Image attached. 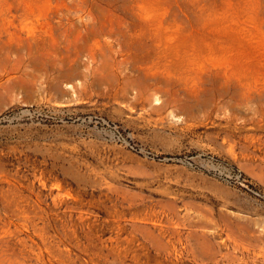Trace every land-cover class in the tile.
<instances>
[{"label":"rangeland","instance_id":"obj_1","mask_svg":"<svg viewBox=\"0 0 264 264\" xmlns=\"http://www.w3.org/2000/svg\"><path fill=\"white\" fill-rule=\"evenodd\" d=\"M0 264H264V0H0Z\"/></svg>","mask_w":264,"mask_h":264}]
</instances>
